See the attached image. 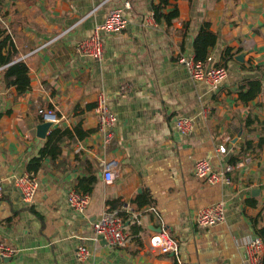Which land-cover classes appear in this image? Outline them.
<instances>
[{"label":"crops","instance_id":"1","mask_svg":"<svg viewBox=\"0 0 264 264\" xmlns=\"http://www.w3.org/2000/svg\"><path fill=\"white\" fill-rule=\"evenodd\" d=\"M159 3L0 0V28L15 44L14 62H24L30 78V89L20 94L5 85L7 66H0V242L17 250L0 264H178L172 254L150 247V236L161 231L178 243L182 262L243 264L245 244L264 227V0H170L164 14L176 7L179 12L171 24L156 21L153 7ZM115 8L124 9L128 24L105 35L104 60L80 55L77 45ZM205 23L219 37L205 65H224L229 73L218 91L190 79L183 62L194 55ZM242 53L244 62L237 61ZM255 78L263 83L262 93L244 103L238 89ZM98 92L106 93L117 116L107 146L94 110ZM46 110L60 121L40 139ZM180 117L194 119L191 135L177 132ZM54 129L70 130L74 141L61 145L56 162L42 161L37 195L24 204L14 179L30 172L29 162ZM220 146L227 152L220 154ZM203 158L217 170L249 163L232 173L231 185H211L194 173ZM111 159L119 167L107 183L102 166ZM91 174L97 177L91 204L79 215L68 207L67 195ZM141 198L149 204L139 207ZM116 200L128 241L112 248L101 243L93 223L116 210L108 204ZM220 201L226 203V222L199 227L197 212ZM127 204L137 218L123 210ZM80 246L91 251L84 262L75 256Z\"/></svg>","mask_w":264,"mask_h":264},{"label":"built area","instance_id":"2","mask_svg":"<svg viewBox=\"0 0 264 264\" xmlns=\"http://www.w3.org/2000/svg\"><path fill=\"white\" fill-rule=\"evenodd\" d=\"M128 7V3H125L124 9ZM124 9L115 8L110 10L105 21L94 28L92 35L77 45V52L84 57L102 62L105 55V35L120 33L127 27L128 22L124 16ZM183 62L190 79L205 84L211 91H218L229 75L226 66L207 67L204 62L196 60L194 55L185 58ZM125 89L126 86L123 87V90ZM94 110L98 119L99 130L102 133L103 143L107 146L114 141L117 116L110 109L106 93L98 92ZM204 115H207L206 111H204ZM42 116L45 123H51L52 125L60 121L53 110L42 112ZM175 127L181 136H189L194 131L195 122L193 118L180 117L175 120ZM218 152L223 154L227 152V149L220 146ZM246 163H249V159L217 170L210 159L203 158L196 161L194 173L198 179L211 185H231L232 173L244 167ZM102 167L105 182L112 183L119 167V162L116 159H111L104 162ZM14 187L20 194L24 204H32L39 190L37 174L35 172H26L21 176L15 177ZM3 195L4 184L0 179V199ZM90 204L91 196L89 194H83L74 189L67 195V205L76 214H85ZM123 210L136 218L139 216L135 208L129 204L125 205ZM226 219V203L220 201L201 208L197 212L195 222L201 228H210L225 223ZM93 229L95 235L97 237L103 236L107 244L112 248L123 247L128 241L125 221L121 211L118 209L101 213L93 223ZM149 244L152 249L158 250L163 255L172 254L177 259L178 264H189L180 260L179 245L166 232L161 231L152 234ZM244 247L243 264H264V241L260 236L253 237ZM16 254V249L0 242V260L10 259ZM75 256L78 261L84 262L91 257V251L85 246H80Z\"/></svg>","mask_w":264,"mask_h":264},{"label":"trees","instance_id":"3","mask_svg":"<svg viewBox=\"0 0 264 264\" xmlns=\"http://www.w3.org/2000/svg\"><path fill=\"white\" fill-rule=\"evenodd\" d=\"M168 5H170V0H160L158 5H154L153 9L157 22H162L165 19L167 24H171L174 19L178 18L179 12L177 7L168 15L164 14V9ZM218 39V35L210 30V24L205 23L194 42V55L196 60L205 63L210 48H214L217 45ZM16 56L17 49L11 36L0 28V66H7L4 70L3 81L5 85L14 86L20 94H24L30 89L29 68L22 61L14 62ZM255 70H260V68L256 67ZM244 83L238 89L239 99L242 102L249 103L261 95L263 83L260 79H247ZM74 132L79 139L84 138L86 134L80 129H75ZM71 141L74 140L72 139V132L70 130L54 129L51 131L40 151V155L29 162L28 171L37 173L45 158H51L53 162H56L62 153L61 145ZM96 182L97 177L95 174H91L90 177L80 178L77 189L83 194L91 195ZM146 199L143 198L141 201H137L139 207H144L149 204ZM108 204L113 205V209H120L122 205L119 200L110 201ZM258 234L264 241V227L259 230Z\"/></svg>","mask_w":264,"mask_h":264},{"label":"water","instance_id":"4","mask_svg":"<svg viewBox=\"0 0 264 264\" xmlns=\"http://www.w3.org/2000/svg\"><path fill=\"white\" fill-rule=\"evenodd\" d=\"M246 56V53H242L236 57L237 61L244 62V58ZM52 127L51 123H43L38 126V137L40 139H45L46 134L49 131V129ZM98 239L101 241L102 244H107V241L104 239L103 236H98Z\"/></svg>","mask_w":264,"mask_h":264}]
</instances>
